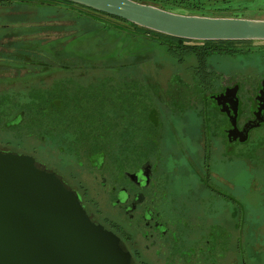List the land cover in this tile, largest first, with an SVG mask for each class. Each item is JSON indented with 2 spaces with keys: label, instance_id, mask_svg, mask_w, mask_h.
Returning <instances> with one entry per match:
<instances>
[{
  "label": "flooded vegetation",
  "instance_id": "1",
  "mask_svg": "<svg viewBox=\"0 0 264 264\" xmlns=\"http://www.w3.org/2000/svg\"><path fill=\"white\" fill-rule=\"evenodd\" d=\"M0 35V80H31L10 96L48 103L34 119L10 98L0 151L55 172L132 264H264V61L240 71L189 56L162 71L121 56L79 71L65 56L67 71L62 40Z\"/></svg>",
  "mask_w": 264,
  "mask_h": 264
},
{
  "label": "water",
  "instance_id": "2",
  "mask_svg": "<svg viewBox=\"0 0 264 264\" xmlns=\"http://www.w3.org/2000/svg\"><path fill=\"white\" fill-rule=\"evenodd\" d=\"M164 35L264 41V19L188 15L134 0H65ZM264 84V83H263ZM0 264H132L77 193L27 154L0 151Z\"/></svg>",
  "mask_w": 264,
  "mask_h": 264
},
{
  "label": "trees",
  "instance_id": "3",
  "mask_svg": "<svg viewBox=\"0 0 264 264\" xmlns=\"http://www.w3.org/2000/svg\"><path fill=\"white\" fill-rule=\"evenodd\" d=\"M134 1L153 5L168 11L176 12L178 10V13L211 17L215 16L212 13H217V11L222 12V9H227L224 7L222 9L214 8L213 5H215L217 0H207L210 3L208 5L204 4L203 0ZM48 7L61 9V12L64 14L72 16L71 18L74 21V24L69 25V28L75 30V33L72 35L73 43L75 41L77 45L75 46L76 49L73 50L72 48L71 53L65 51V46L62 49L61 62L64 67L63 69L67 71L75 70V60L71 61L66 59L65 56L76 59L79 71H106L108 70V64L114 68L122 66L124 62H120L121 64H119L114 60L116 57L121 56L141 57V63L147 67L152 63L154 64L155 61L167 59L172 62H181L184 58L191 56L195 58L199 66L204 67L206 61L210 58L221 56L234 57L243 53L253 54L258 53V51L262 52L261 49H252L247 46L252 41H198L200 43L186 44L185 42L189 40L139 27L124 19L88 9L65 0H0V8H10L16 13L17 10L21 11L22 9H50ZM5 24H10V27H0V34H10L13 38L23 39L28 33L45 29V26H39L38 21H29V15L25 12L11 16L10 21ZM240 44L244 45L245 49ZM47 46L49 47L50 45ZM48 47L46 48L48 49ZM48 97L54 98L53 95H48ZM10 98L13 99V110H16V112L25 108V111L31 114L34 119H45L43 114L46 111L48 103L43 95L25 96L19 92H14L10 96V91L0 90V114L10 110ZM48 113L50 112L48 111ZM52 114H55V112ZM55 117L56 115L54 116V120ZM52 128L54 129L53 133ZM58 129V127H34L39 136L48 134L57 137Z\"/></svg>",
  "mask_w": 264,
  "mask_h": 264
},
{
  "label": "rangeland",
  "instance_id": "4",
  "mask_svg": "<svg viewBox=\"0 0 264 264\" xmlns=\"http://www.w3.org/2000/svg\"><path fill=\"white\" fill-rule=\"evenodd\" d=\"M204 4L208 5L207 0H203ZM214 8L222 9L227 8L226 10L222 9V12L212 13L215 14L214 17H242V18H251V19H264V0H217ZM50 8V7H48ZM24 10V11H22ZM21 11L17 10V13L10 8H0V25L2 23H6L10 21L11 16H16L21 12H25L29 15V21H38L39 26H45V29H42L38 32L28 33L25 38L27 39H54V40H62L55 44V48L58 46H65V51L72 52L76 49V42L73 43V33H75L74 29L69 28V25L74 24L72 16H68L61 12L59 8H35V9H22ZM176 12H179L178 10ZM31 16V17H30ZM48 26V27H47ZM77 27V26H76ZM36 36V37H33ZM10 36V34H9ZM116 36V35H115ZM30 37V38H29ZM10 39H15L13 36H10ZM242 47L244 45L240 44ZM239 46V45H237ZM252 49H261L262 52L253 53V54H239L234 56L232 59H226V57L221 58V62L224 67L230 63L228 66H231L234 69H239L240 71H247L252 68V66L258 65L260 62L264 61V41H252L247 44ZM245 49V47H244ZM260 50V51H261ZM159 60V57H158ZM211 60H217V57L212 58ZM167 62L169 60H166ZM162 62V61H160ZM162 71H170L171 68L166 66ZM156 63V62H155ZM221 65V64H220ZM153 65H149V69L152 70ZM169 68V69H168ZM0 80V90L10 91V88H23L25 85H28L29 80ZM11 92H14L13 90ZM262 229L264 230V225H262Z\"/></svg>",
  "mask_w": 264,
  "mask_h": 264
}]
</instances>
